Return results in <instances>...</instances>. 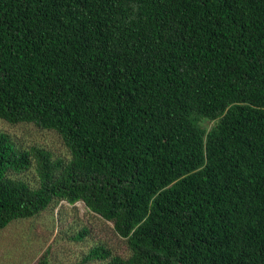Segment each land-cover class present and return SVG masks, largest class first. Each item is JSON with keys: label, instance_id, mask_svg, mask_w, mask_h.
Here are the masks:
<instances>
[{"label": "trees", "instance_id": "obj_1", "mask_svg": "<svg viewBox=\"0 0 264 264\" xmlns=\"http://www.w3.org/2000/svg\"><path fill=\"white\" fill-rule=\"evenodd\" d=\"M0 120L69 153L0 132V232L82 202L128 250L84 263L264 264V0H0Z\"/></svg>", "mask_w": 264, "mask_h": 264}, {"label": "rangeland", "instance_id": "obj_2", "mask_svg": "<svg viewBox=\"0 0 264 264\" xmlns=\"http://www.w3.org/2000/svg\"><path fill=\"white\" fill-rule=\"evenodd\" d=\"M0 132L10 136L23 150L37 147L51 153L53 158L69 159L54 132L30 124L11 125L3 120ZM17 177L32 187L38 185L33 170ZM83 230L87 234L81 241H75ZM97 246L113 255H128L124 241L115 234L111 223L91 213L82 202L74 205L59 202L32 219L11 223L0 232V264H35L44 254L49 264H103L83 262L89 250Z\"/></svg>", "mask_w": 264, "mask_h": 264}]
</instances>
